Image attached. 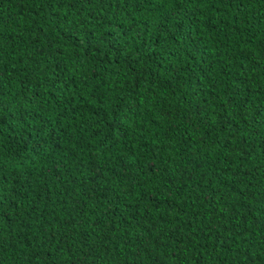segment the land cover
Returning a JSON list of instances; mask_svg holds the SVG:
<instances>
[{
    "label": "trees",
    "instance_id": "trees-1",
    "mask_svg": "<svg viewBox=\"0 0 264 264\" xmlns=\"http://www.w3.org/2000/svg\"><path fill=\"white\" fill-rule=\"evenodd\" d=\"M0 264H264V0H0Z\"/></svg>",
    "mask_w": 264,
    "mask_h": 264
}]
</instances>
